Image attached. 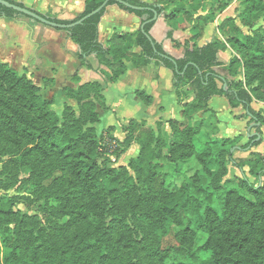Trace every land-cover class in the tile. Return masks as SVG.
<instances>
[{
  "label": "trees",
  "instance_id": "trees-1",
  "mask_svg": "<svg viewBox=\"0 0 264 264\" xmlns=\"http://www.w3.org/2000/svg\"><path fill=\"white\" fill-rule=\"evenodd\" d=\"M104 1L84 0V11L73 20L53 13L46 16L70 23ZM126 1L142 8L133 9L112 0L98 14L63 30L80 47L77 56L83 66L93 68L88 57L95 54L107 67L101 73L108 82H116L127 72V61L135 67L154 63L171 69L178 97L187 100L193 95L182 105L184 120H159L156 131L145 120L131 119L124 126L125 138L111 136L116 145L110 146L96 127L101 111L110 109L101 82L79 84L80 77L75 76L73 80L79 85L65 86L63 94L74 100L77 108L65 103L59 114L53 108L54 100L44 97L39 85L0 60L3 172L12 177L28 173L29 181L40 185L48 182L41 187L56 202L48 210L55 228L51 244L42 234L38 216L17 207L18 196L0 195V264H125V252L135 249L134 236L139 233L144 235L137 243H152L147 257L153 258V263L185 264L188 255L208 251L210 255L202 264H264V153L253 151L248 158H234L231 148L237 146L238 139L215 137V125L207 134L208 147L204 151L197 152L195 144L202 130L211 126L207 124L211 116L218 117L209 106L217 95L226 97L232 108L244 107L252 120L263 123L261 113L251 104L254 99L264 100V26L256 28L264 19V0H239L238 14L227 17L218 27L221 37L204 45L199 39L205 27L230 1L217 0L216 8L211 7L206 14H199L205 0ZM114 4L136 15L140 27L135 32L114 33L105 46L100 41L99 24L107 8ZM153 8L164 16L170 26L167 37L183 48V57L168 53L163 42L151 34L156 23L152 20ZM19 15L24 14L0 3V17ZM180 16L193 20L191 36L183 43L174 38L172 27ZM229 47L233 55L223 63L218 54ZM217 66H224L232 78L222 77L214 69ZM240 73L244 80L235 79ZM53 81L45 80L47 84ZM136 94L146 105L154 101L145 90H137ZM199 112L210 115L207 120H195ZM164 123L170 126V134L163 130ZM136 142L140 144L139 154L127 165L116 166ZM262 142L256 136L241 149ZM193 157L202 165L204 175L194 177L192 183L185 182L178 190H170L161 160L179 163ZM229 163L242 172L233 180L236 185L222 184L229 173ZM245 167L257 178L256 183L250 180ZM220 189L217 206L216 191ZM170 231L182 244L175 254L160 247L162 237Z\"/></svg>",
  "mask_w": 264,
  "mask_h": 264
},
{
  "label": "rangeland",
  "instance_id": "rangeland-1",
  "mask_svg": "<svg viewBox=\"0 0 264 264\" xmlns=\"http://www.w3.org/2000/svg\"><path fill=\"white\" fill-rule=\"evenodd\" d=\"M24 1L28 2L29 0ZM229 1L230 3L235 2V4H237V7L235 8L236 16L238 14L239 8L241 7L240 1ZM33 2L34 5H32L31 7L36 10L41 8L42 0H33ZM218 2L219 1L217 0H205L203 3V11L208 13L211 7L215 9L218 5ZM50 15L53 14L50 13ZM192 25L193 20L180 16L177 18L174 26L172 27H174L175 30L188 31L190 34L189 36H191L190 27H192ZM260 26H264V19L259 20L256 24V28ZM245 31L250 32L251 30L245 28ZM212 32L213 30L210 31V34ZM58 39V33L56 34L52 28H50L49 26H45L44 24L34 20L29 16L19 15L16 18L0 17V60L7 62L9 65L17 69L21 74L28 75L37 85L42 88V94L44 97L54 100L53 108L59 114H61L64 104L65 102H67L63 94V88L67 84L77 85L72 80V72L76 71L77 64L74 62L63 60L60 54H58L59 52L57 51V45H54V43H57ZM231 57H229V61ZM61 65L62 71H60ZM217 69L220 72L226 73L229 78H232L230 77L228 70L225 69L224 66H221ZM51 71H54L53 73H56V81L55 83L47 84L45 82V78L53 75ZM235 79L244 80L243 73L235 76ZM110 88L108 89V93L110 91ZM132 96V98H134V101H140L139 99L134 97L135 95ZM140 102L144 104L142 101ZM71 104L75 108H77L76 102H72ZM213 105L219 107L221 116L220 118L224 120H230L229 112L228 110H226V107L224 105L215 101ZM251 105L254 110L261 113L263 123L252 120L246 109L241 106L238 110L239 113L237 114L241 122L238 124L237 122H232L233 126L237 128V131L235 133L225 134L219 126L220 121L217 120L219 118L217 117L216 119V116H211V118L207 122V124H211V126L204 128L201 134H199L198 137L195 138L197 152H202L208 147L207 143L209 138L207 134L213 131L214 125L217 127V131L216 133H214L215 137H231L238 139L237 146L231 148L234 158H248L250 157V153L256 150H261L262 152H264V100L254 99ZM101 114V121L96 124V127L99 133L103 132L105 134L107 140L110 141V146L116 145L115 140H113L111 136H115L116 138H118V140H123L126 136L124 126L127 125L130 120L122 121L121 119H125L123 116L126 117L127 115H131L135 118H141L143 117V114H148L151 118L155 115L154 112L146 113L143 107L135 105V103H133V100L128 97H126V99L124 100L123 105L121 107H118V111H111L110 108L106 112L101 111ZM197 114L199 115L195 116V120H207L210 112H207L206 116L205 113L200 114L199 112ZM163 115H167V113ZM180 120H184V118ZM117 121L119 122L117 123ZM157 122H155L153 125H150L155 128L156 131H158V126L156 124ZM113 124L115 125L114 129H110ZM164 124L165 125L163 130L165 129L170 134V126L166 123ZM223 128L225 130L224 126ZM256 133L261 134V139L263 140L261 145L242 150L241 147L253 140L254 137L257 136ZM248 134H252V136L249 137ZM139 151L140 144L139 142H136L129 148L126 153H124L120 157L118 162H116V166L127 165L131 158L139 154ZM161 162L164 164L163 173L166 174V186L170 190H178L185 182L192 183L194 177L204 175L203 167L201 164H199L195 157L186 162L173 163L167 161L166 159L161 160ZM213 163L215 167L218 168L217 161L213 160ZM228 169L229 173L225 178H223L222 184L226 182L229 186L236 185L237 183H235L233 180H235V178L238 176L241 177L242 172L238 167L234 166L233 163H229ZM245 169L250 180L256 183L258 180L249 172V167H245ZM47 185L48 182L40 185L33 181H29L28 173L22 174L20 177L8 176L3 172L2 164H0V195L18 196L19 203L17 207L28 215L38 216L41 222V227L44 229L42 231V234L46 237L47 241L52 244L55 234V228L51 222L48 210L56 202L44 194L43 188L41 186ZM215 186L216 185H214V188ZM203 187H205L204 184ZM241 191L247 194L245 190ZM221 194L222 189L216 191L217 206H219L218 200H220ZM143 235L144 233H139L137 237L134 236L135 240H137L135 243V249L133 251L128 250L125 252V264H159L158 262L153 263V258L151 259L147 257V254H149V252L151 251L152 243H146L147 241L142 243V245L140 243H137L139 242L138 240L143 237ZM202 239L198 241L199 245L202 244ZM144 244H148L147 248L140 251ZM160 247L161 250L169 249L171 253L175 254L176 249L182 247V244L180 239L176 237L174 231H170L168 234L162 237V243ZM137 252L139 254V257H136ZM209 255L210 253L208 251H198L194 255H188L185 260V264H202V260L206 259ZM163 264H172V262L165 261Z\"/></svg>",
  "mask_w": 264,
  "mask_h": 264
},
{
  "label": "crops",
  "instance_id": "crops-1",
  "mask_svg": "<svg viewBox=\"0 0 264 264\" xmlns=\"http://www.w3.org/2000/svg\"><path fill=\"white\" fill-rule=\"evenodd\" d=\"M16 1L22 2L30 8H33L31 6L34 5L33 0H29L28 2H25L24 0L23 1L16 0ZM145 1L151 2L152 0H145ZM225 1H229V0H225ZM236 7L237 4H235V2L229 3V5L225 9H223L221 12L218 13L215 21L209 23L205 27L204 33L202 37L199 39L200 45H204L207 42L212 41L215 37H221V34L218 29L220 23L227 17L235 16ZM84 9H85L84 0H42L41 8L38 9L37 11L45 15L49 13H53L56 14L61 19L73 20L77 16H79L80 13L84 11ZM206 13L207 12L203 11V8L199 11V14H206ZM1 17H5V16H1ZM139 27H140V19L136 15L121 9L116 4L110 5L107 8V11L105 15L102 17L101 22L99 24L100 41L105 46H108V40L111 38V36L114 33L135 32L136 30H138ZM50 28H52L56 34L58 33L59 39L57 40V43H54L55 46L57 45V51L59 52L58 54H60L63 60L74 62L77 64L76 71L72 72V80L74 79L75 76H79L80 77L79 84L89 81L101 82L104 87V94L107 99V104L111 108V111H118V107H121L126 97H128L133 100V103H135V105L139 107H143L146 113L154 112L155 114L154 117L151 118L148 114H143V117L141 118H135L132 117L131 115H127L126 117L123 116L125 119L120 118L122 121H127L131 119H135L137 121L145 120L147 124L153 125L155 122L159 120H164V119L168 120L170 118L182 119L181 116L182 105L186 101H191L193 99V95L191 94V97L187 100L178 97L176 92V85L173 78V72L171 69L162 65L156 66L154 65V63L145 67H135L130 61H127V65H128L127 72L123 76H121L119 80H117L116 82H108L105 75L101 73V70L102 69L107 70V67L100 64L95 54H92L88 57V60L92 64L93 68H87L83 66L77 56L78 53L80 52V47L69 37L68 33L63 29L60 30L53 27ZM169 29L170 26L167 24L164 16L160 15L155 25L151 29V34L156 40L163 42L165 50L168 53H170L171 55L177 58L183 57L184 55L183 48L176 47L173 44V41L167 37V32ZM212 30H213L212 32L213 34L212 33L210 34V31ZM189 35L190 34L188 31H183V30L174 31V38L181 41L182 43L190 37ZM135 50L140 51V48L136 47ZM231 56H232V49L230 47L224 51H220L218 54L219 60L223 63L228 62L229 57ZM219 67L221 66H217L214 69L222 77L226 76L227 75L226 73L220 72L217 69ZM60 68H61L60 71H62V65ZM53 72L54 71H51V73ZM49 78L54 80L52 83H55L56 73H53V75L46 77L45 80ZM79 84L77 85L67 84L65 86L76 87ZM184 87L188 88V86H184ZM109 88L110 91L108 93ZM137 90H145L151 95H153L154 97L153 103L151 105H146L142 101L145 105L142 104L140 102L141 100L138 98L136 94ZM132 95H135L134 97L139 99L140 101L138 100L134 101ZM66 101L67 102L65 103H70V104L72 102H75L74 100L69 98H66ZM214 101L226 107V110H228L229 112L230 120H224L220 118L221 116H220L219 107L213 105ZM209 106L212 110H214L217 113L220 121L219 126L221 127L222 131L225 134L235 133L237 131V128L233 126L232 122H237V124L241 122V120L237 116L240 107L232 108L227 98L219 95L211 98V100L209 101ZM165 113H167V115H163ZM200 114H202V112H200ZM206 115L207 114L205 113V116ZM118 122L119 121H117V123ZM223 126L225 127V130ZM256 151L262 152L261 150H256Z\"/></svg>",
  "mask_w": 264,
  "mask_h": 264
},
{
  "label": "water",
  "instance_id": "water-1",
  "mask_svg": "<svg viewBox=\"0 0 264 264\" xmlns=\"http://www.w3.org/2000/svg\"><path fill=\"white\" fill-rule=\"evenodd\" d=\"M112 0H105L99 7H97L96 9H94L93 11H91L90 13L86 14L85 16L79 18L78 20H75L73 22L70 23H59L56 22L54 20H51L48 18V16H46L45 14H42L40 12H38L37 10L30 8L28 6H22L20 4H16L13 3L9 0H0V3L8 8L14 9L15 11H18L26 16H29L31 18H33L36 21L41 22L42 24H45L47 26L53 27V28H61V29H67V28H71L74 27L78 24L83 23L86 19L92 17L93 15L98 14L103 8L107 7L109 2ZM118 3H121L127 7L133 8V9H140L142 7L132 4L129 1L126 0H115ZM154 10V17L152 18V20L157 21L159 18V13L158 11L153 8ZM142 29H144V24H142ZM257 134V140H259L261 138V134L260 133H256ZM249 136L251 137L252 134H249Z\"/></svg>",
  "mask_w": 264,
  "mask_h": 264
}]
</instances>
